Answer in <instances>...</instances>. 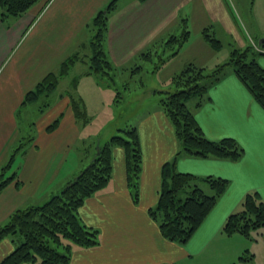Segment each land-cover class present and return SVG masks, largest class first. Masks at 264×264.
Wrapping results in <instances>:
<instances>
[{
    "label": "crops",
    "instance_id": "1",
    "mask_svg": "<svg viewBox=\"0 0 264 264\" xmlns=\"http://www.w3.org/2000/svg\"><path fill=\"white\" fill-rule=\"evenodd\" d=\"M110 1H39L19 17L0 15V163H7L14 153L8 168L13 171L4 176L16 174L0 191V225L6 223L15 210L48 200L93 157V145L88 148V158H82L80 148H74L81 139L82 129L68 93L58 94L54 104L37 120V131L29 134L32 139L26 146L12 154L8 146L20 132L19 124L23 119L20 108L27 105L23 102L28 91L48 72L57 71L68 55L83 48L90 51L95 31L93 18ZM186 3L190 5L189 12L181 14ZM195 7L193 0H116L115 9L109 14L104 42L109 59L116 67L124 62L127 66L133 53L152 49L162 37L173 34L179 24L175 20L185 15L191 17ZM210 52L206 60L193 56L183 63H196L208 70L224 63L218 58L219 51ZM179 54L180 51L169 60H175ZM257 59L264 67V54H259ZM173 73L163 83H171L177 72ZM86 74L92 79L78 82L76 93L83 98L90 113L84 93L92 91V87H101L91 74ZM74 77L70 78L71 82ZM79 83L82 91H79ZM73 87L78 86L73 84ZM101 90V95L111 97L110 88ZM190 108L207 137L215 140L233 137L244 148L238 160L187 154L177 159L179 171L222 176L230 181L201 226L187 243L181 244L162 236L158 222L149 213L158 202L162 166L175 157L180 146L167 114L160 105L154 106L142 114L143 122L138 126L143 155L139 200L133 199L128 186L124 149L116 147L110 181L88 197L78 210L86 225L99 230V243L92 247H74L69 264H178L177 261L187 260L202 251L219 234H226L222 230L224 221L231 212L241 209L246 193L257 192L264 201V107L247 85L228 66L220 80L207 90L201 104L197 105L196 99ZM58 117L57 128L48 130L47 126ZM70 158H74L72 163ZM233 234L244 236L239 232L226 235ZM14 247L10 237L0 241V262Z\"/></svg>",
    "mask_w": 264,
    "mask_h": 264
},
{
    "label": "trees",
    "instance_id": "2",
    "mask_svg": "<svg viewBox=\"0 0 264 264\" xmlns=\"http://www.w3.org/2000/svg\"><path fill=\"white\" fill-rule=\"evenodd\" d=\"M39 1L49 2V0H0V15L19 17ZM115 2L116 0H111L105 10H99L94 16L92 26L95 33L91 40L92 55H84L89 59L86 73L107 76L113 87L116 85L114 78L116 67L104 49V42L108 32L109 14L115 9ZM183 33L185 38L188 33L186 28ZM172 36L168 42L173 38L181 42L183 38V36L181 38ZM206 37L214 42L216 47L219 45L220 41L213 35L206 33ZM262 43L264 44V41ZM177 50L172 51L170 56L177 54L179 52ZM259 54H264L263 49L259 51L232 49L229 60L219 64L213 70L189 62L172 77L171 84L174 89L165 91L166 95L160 99V108L174 125L179 145H181L175 157L162 166L158 202L156 206L149 209V213L158 222L162 236L171 241L187 243L230 184L229 179L222 176H200L179 171L176 169L177 158L187 154L238 160L244 153V148L233 137H223L218 140L207 137L187 101L197 98V105H200L207 90L220 80L226 67L231 66L247 85L254 98L264 107V67L258 62ZM82 60L83 57L77 52L65 57L57 71L48 72L34 89L28 91L23 104L36 100L43 93L52 92L71 67ZM162 60L165 62L167 58ZM135 69L141 70V66L138 65ZM76 81L77 76L73 79L75 86ZM68 94L70 105L80 125L81 120L84 123L88 122L90 117L83 98L70 91ZM40 109L43 110V108ZM59 122L60 117L50 123L47 129L54 130ZM84 123L82 124L85 125ZM119 130V133L111 135L105 142L99 139L93 157L61 190L42 204H33L15 210L8 221L0 225V241L10 237L15 243L14 249L3 257L0 264L34 262L69 264L74 247H92L99 243V230L86 225L80 219L78 210L88 197L103 189L110 181L116 147L124 149L128 186L133 199L136 202L139 200L143 158L139 131L135 126ZM31 139L28 138L25 144L21 143L14 152L21 150ZM14 157L13 153L10 160L3 166V172L0 173V191L16 178V174L11 177L4 176L5 170L7 171L11 166ZM241 205L240 210L231 212L226 217L222 230L226 234L239 232L249 237L252 230L264 226V201L257 192H248Z\"/></svg>",
    "mask_w": 264,
    "mask_h": 264
},
{
    "label": "rangeland",
    "instance_id": "3",
    "mask_svg": "<svg viewBox=\"0 0 264 264\" xmlns=\"http://www.w3.org/2000/svg\"><path fill=\"white\" fill-rule=\"evenodd\" d=\"M193 1L196 3L193 15L189 18L185 15L181 20L176 19L175 21L179 24L173 34L167 35L166 38L162 37L152 49L146 48L138 54L133 53L130 56V62L126 64L127 66H124L125 62L119 65L120 67L114 65L116 67L114 70L116 85L114 87L110 85L107 76L91 74L98 86L107 90L110 88L112 93L111 97L108 94L101 95L102 90L97 86L96 88L91 86L93 92L89 90L87 91L89 93H84V95H87V101L89 102L87 106L91 107L90 113L88 112L91 119L89 118L86 123L81 120L85 125L81 123V139L74 147L75 149L80 148L82 158H88V148L91 145L96 146L99 139L105 142L111 135L119 133L121 128L140 127V123L143 122L140 119L142 114L152 107L158 106L161 97L166 95L165 91L174 89L170 82L163 83V80L174 74L173 72L179 73L186 66L183 63L184 60L193 56L206 60L211 53L210 51H213L212 54L219 51L218 58L223 60L222 62H227L232 49L264 50V44L262 43L264 41V0ZM189 8L188 3L183 4L180 13H188ZM103 10H105V7ZM185 28L188 33L184 38L183 30ZM206 33L213 35L214 38L220 41L219 45L216 43L217 47L214 42L207 39ZM172 35L176 38L183 36V38L181 42L175 38L168 42ZM87 45L86 47H88ZM86 49L76 51L83 57V60L75 63L71 67V69L75 67L74 70L72 69L69 74L60 79L54 90L55 92L43 93L39 96L38 101L21 106L23 119L20 120L19 125L21 128L18 135H16V139L9 143L8 148L11 154L21 143L25 144L26 140L37 131L35 130L37 120L47 112L50 104H54L58 94L64 93L66 95L69 91L76 93L79 88L78 82L92 79L86 76L89 59L84 56L92 55L91 47L90 51ZM176 49L180 51L179 56L175 60H169L179 53L170 56L171 52ZM166 58L167 60L163 62L162 59ZM138 65L141 66V70L137 71L135 68ZM134 69L135 71H133ZM73 75L77 76L75 84L78 87L75 89L72 88L73 82L70 81ZM79 84V91H82V84ZM160 89L164 91H160ZM90 93L91 96L88 95ZM195 99L197 98H191L187 101L189 107H192L196 101ZM40 108H43L44 112ZM30 133L32 134L29 135ZM179 158L180 156L177 159L179 160ZM72 160L74 158L69 159L71 163ZM5 164L4 162L0 163V172H3L2 169ZM83 166H85V163ZM12 171L13 169L10 171L5 170V176L11 174ZM263 227L252 230L249 237L239 236L238 234H219L202 251L187 260L177 262L178 264H264Z\"/></svg>",
    "mask_w": 264,
    "mask_h": 264
}]
</instances>
